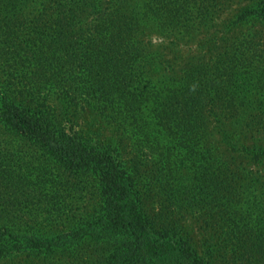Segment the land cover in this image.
<instances>
[{"label":"trees","instance_id":"trees-1","mask_svg":"<svg viewBox=\"0 0 264 264\" xmlns=\"http://www.w3.org/2000/svg\"><path fill=\"white\" fill-rule=\"evenodd\" d=\"M0 264H264V0H0Z\"/></svg>","mask_w":264,"mask_h":264}]
</instances>
